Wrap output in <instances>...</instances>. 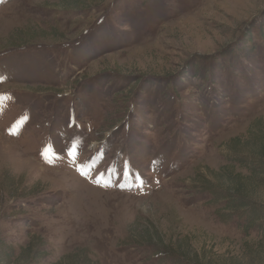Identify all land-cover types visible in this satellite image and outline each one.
I'll list each match as a JSON object with an SVG mask.
<instances>
[{
	"label": "rangeland",
	"instance_id": "1",
	"mask_svg": "<svg viewBox=\"0 0 264 264\" xmlns=\"http://www.w3.org/2000/svg\"><path fill=\"white\" fill-rule=\"evenodd\" d=\"M262 163L264 0H0V239L15 252L176 264L144 238L264 264Z\"/></svg>",
	"mask_w": 264,
	"mask_h": 264
},
{
	"label": "trees",
	"instance_id": "2",
	"mask_svg": "<svg viewBox=\"0 0 264 264\" xmlns=\"http://www.w3.org/2000/svg\"><path fill=\"white\" fill-rule=\"evenodd\" d=\"M65 7V6H64ZM239 50L241 51V54L243 56H253V52H259L258 48H256L255 46H251L250 44H248V42L239 45ZM230 56H232V54H230ZM251 58V57H249ZM253 59V58H252ZM261 168L264 170V165L262 163ZM264 178V177H263ZM227 198L231 197V200L235 199V195L232 194H226ZM234 196V199H232V197ZM14 200V199H13ZM248 208L246 205L243 206ZM239 208H242L241 206ZM143 238V237H141ZM3 239V238H2ZM0 239V244L2 249H0V253L3 257L2 262H5L3 264H10V260H12L14 258V260L12 261L15 262V258L20 254L22 255L24 252H28L31 253L29 256V259L27 258V262H25V264H36L39 262L40 258L43 256L41 255V247H42V243L38 244L39 249L36 251L33 250V247H31V245L36 244V241L31 240L30 242H28L27 245L25 246H21L18 248L17 252H15L14 250H12V245L10 242L6 241V240H2ZM144 242H139V241H135L138 243V245L142 246L144 245L145 247H148L150 251L153 250L154 254L156 256H158L157 258L153 257V261H157V260H162L160 258V255H172L175 258H173V260H175L174 262L176 264H214L213 261L209 260V259H202L201 257H199L196 253L193 256H188L185 251H181L179 249V247H172L169 246L168 244L166 245H160V244H152V241H146L144 238L142 239ZM40 250V251H39ZM25 254V253H24ZM44 254H46V251H44ZM153 254V255H154ZM11 263V264H12ZM2 264V263H1ZM50 264H98L96 261L90 260L89 258H87V255H78L77 252L74 251H70L66 254H64L62 256V258H59L53 262H51Z\"/></svg>",
	"mask_w": 264,
	"mask_h": 264
},
{
	"label": "bare ground",
	"instance_id": "3",
	"mask_svg": "<svg viewBox=\"0 0 264 264\" xmlns=\"http://www.w3.org/2000/svg\"><path fill=\"white\" fill-rule=\"evenodd\" d=\"M6 141V140H5ZM3 146V145H2Z\"/></svg>",
	"mask_w": 264,
	"mask_h": 264
}]
</instances>
